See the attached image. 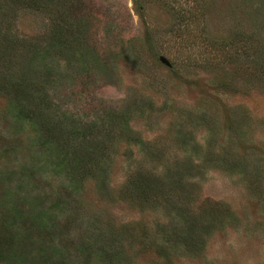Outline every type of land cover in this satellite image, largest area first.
<instances>
[{
  "label": "rangeland",
  "instance_id": "obj_1",
  "mask_svg": "<svg viewBox=\"0 0 264 264\" xmlns=\"http://www.w3.org/2000/svg\"><path fill=\"white\" fill-rule=\"evenodd\" d=\"M0 264H264V0H0Z\"/></svg>",
  "mask_w": 264,
  "mask_h": 264
},
{
  "label": "trees",
  "instance_id": "obj_2",
  "mask_svg": "<svg viewBox=\"0 0 264 264\" xmlns=\"http://www.w3.org/2000/svg\"><path fill=\"white\" fill-rule=\"evenodd\" d=\"M34 53V52H33ZM28 78V75H26L24 73V75H20V77H17V80L16 81H12V88L13 90H15V92H19L20 94H25L26 91H28V87H32L36 84V81L37 79L35 77H30L29 76V79ZM49 122V121H48ZM50 126H52L51 130L52 129H56L58 125L55 124V122L53 123H49Z\"/></svg>",
  "mask_w": 264,
  "mask_h": 264
},
{
  "label": "water",
  "instance_id": "obj_3",
  "mask_svg": "<svg viewBox=\"0 0 264 264\" xmlns=\"http://www.w3.org/2000/svg\"><path fill=\"white\" fill-rule=\"evenodd\" d=\"M161 62L165 64L166 66H170V63L165 58H161Z\"/></svg>",
  "mask_w": 264,
  "mask_h": 264
}]
</instances>
